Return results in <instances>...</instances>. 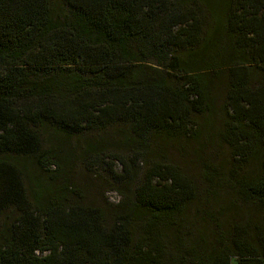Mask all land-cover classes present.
<instances>
[{"label": "trees", "instance_id": "1", "mask_svg": "<svg viewBox=\"0 0 264 264\" xmlns=\"http://www.w3.org/2000/svg\"><path fill=\"white\" fill-rule=\"evenodd\" d=\"M233 260L264 264V0H0V264Z\"/></svg>", "mask_w": 264, "mask_h": 264}, {"label": "rangeland", "instance_id": "2", "mask_svg": "<svg viewBox=\"0 0 264 264\" xmlns=\"http://www.w3.org/2000/svg\"><path fill=\"white\" fill-rule=\"evenodd\" d=\"M193 145L191 143L189 144H180L179 146H176L175 144L167 147L166 149V153L164 154L166 158L170 159L171 161H173L174 163H177L180 167H182L184 170H186V173L191 177V179L194 181V183L196 184V188H197V192L198 195L195 198L196 200L193 201L191 203V205L189 206V212L193 213V211L196 209L197 212L196 214V218L197 220L201 222H204V224H212L214 222H211L209 220V223H207V217L205 216L206 214H212L214 220H215V212L216 209L214 207V205L212 204H205L204 206L202 205V203L205 202L204 197H203V183H202V178H201V174H200V162H201V155L205 156V152H202L201 150L195 149L194 147H192ZM215 159V158H213ZM117 168H119V165L117 166ZM83 173L79 174L77 181L80 179V177L82 176ZM88 175V174H87ZM79 188L80 189H84L85 192V197L89 198L91 193L93 192V189H95V195L97 190H99L101 188L100 185H97L93 182H82L79 183ZM101 192L103 194V197L105 199L108 200L109 203L111 204H116L119 199L120 196L113 192V191H109L107 188H105V186H103L101 188ZM94 200L97 199L96 196H94ZM88 200V199H85ZM205 213H204V212ZM228 215H231V213H228ZM226 221V217L225 216H221L218 217V222H224ZM207 229H211L209 227H207ZM231 264H236V262L233 260L231 262Z\"/></svg>", "mask_w": 264, "mask_h": 264}]
</instances>
